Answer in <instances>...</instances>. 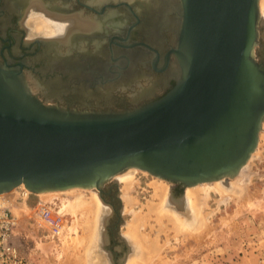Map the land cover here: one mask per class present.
<instances>
[{
  "label": "water",
  "instance_id": "95a60500",
  "mask_svg": "<svg viewBox=\"0 0 264 264\" xmlns=\"http://www.w3.org/2000/svg\"><path fill=\"white\" fill-rule=\"evenodd\" d=\"M172 1L173 85L143 105L69 109L0 64V194L23 185L99 195L128 169L183 189L239 174L264 121L259 0Z\"/></svg>",
  "mask_w": 264,
  "mask_h": 264
},
{
  "label": "flooded vegetation",
  "instance_id": "af4514ba",
  "mask_svg": "<svg viewBox=\"0 0 264 264\" xmlns=\"http://www.w3.org/2000/svg\"><path fill=\"white\" fill-rule=\"evenodd\" d=\"M47 3L51 8L43 6L42 11L29 13L27 1L0 0V64L20 70L33 92L69 109L101 112L143 105L169 91L173 81L167 74L174 60L170 51L175 41L163 17L152 18L146 9L137 8L136 0ZM40 12L57 18L92 20L95 29L83 34L65 20L69 28L66 33L57 35L51 26L50 34L42 36L36 34L35 22L49 23ZM260 44L257 55L264 63V38ZM178 189L182 188L175 186ZM99 195L112 214L109 222L102 220L107 225L98 235L99 245L107 240L102 245L113 256L111 264H122V253L116 249L120 240L124 242L117 234L116 183L105 184Z\"/></svg>",
  "mask_w": 264,
  "mask_h": 264
},
{
  "label": "rangeland",
  "instance_id": "374dc122",
  "mask_svg": "<svg viewBox=\"0 0 264 264\" xmlns=\"http://www.w3.org/2000/svg\"><path fill=\"white\" fill-rule=\"evenodd\" d=\"M39 3L41 2L39 1ZM30 87L34 88L33 85H30ZM263 123L259 132L258 144L254 151L257 155L253 152L254 157L250 160L251 162H249L246 172H243L241 179L244 188L238 189V193L243 194L242 199H229L226 200V203L221 204L220 196L211 193L206 202L207 206L202 208V220L200 219V213L194 214L192 212L190 214L189 211L180 213L182 214L180 218L188 224H195L194 222H196L202 228L206 221L208 228L203 233L206 235L205 237L194 239L193 237L184 236L182 233H177V238H175L174 232L171 230L158 233V225L152 219L140 228L141 232L148 233L147 235L151 238L158 235V242L162 246L160 254L163 260L155 264H256L258 257L264 252V139L260 138L261 135H264ZM136 172L134 177L138 184L134 185L131 195L137 200L133 209L139 211L142 206L151 201L152 189L148 185L156 177L144 171ZM233 185L229 192L235 189ZM169 187L171 195L174 199L176 198L175 200L184 196L185 189L175 190V186L171 184ZM122 188L121 183H116L117 196L119 197L117 234L125 238L123 235L127 232L126 226L131 221L132 215L125 211L127 207L122 199ZM88 193L86 192L85 195L89 196ZM73 200L74 197L72 196L60 195L44 201H54L60 207L63 206L61 213L66 220L67 227L59 239L46 238L45 232L36 230L27 223V220L21 222L19 227L20 241L25 244L26 252L33 262L37 264H61L64 246L70 242L69 238L74 236L71 230L73 226L72 216L67 212L68 208L66 207L68 201L72 202ZM152 201L157 202L156 199H152ZM104 206L106 208H102L103 219L105 217L109 222L112 217L111 207L106 203H104ZM103 223L104 228H102L100 222L97 224L96 243L87 259L88 264H111L113 259L111 252L105 248L103 249V245L107 244V240L104 239L105 242L102 240L101 246L99 245L101 241H98L97 234H100L101 229L104 232L107 225V223ZM168 226L170 228L171 225ZM77 228L79 234H81V229ZM116 249L120 251V254L122 253L119 260L135 257L139 252V248L126 238L124 242L120 240Z\"/></svg>",
  "mask_w": 264,
  "mask_h": 264
},
{
  "label": "bare ground",
  "instance_id": "6f19581e",
  "mask_svg": "<svg viewBox=\"0 0 264 264\" xmlns=\"http://www.w3.org/2000/svg\"><path fill=\"white\" fill-rule=\"evenodd\" d=\"M24 1L25 0H23V3ZM39 1L41 3H39ZM39 1L35 0L33 3L30 2L29 4H27L29 13L33 10H43V6L47 9L51 8L47 3L48 0ZM126 1L132 2V0ZM136 3L138 5L137 8L146 9V14L152 16V18L153 16L163 17V19L167 22L166 27H168L169 29L172 28V14H174L173 11L175 9L172 0H136ZM258 4L260 14L262 15V17H264V0H259ZM40 15L45 18V21L47 23H49V25L46 24L45 26L44 22H35L34 30L36 34L40 33L42 34V36H47L48 34H50L51 31L50 29H48V27L51 26V30L53 29L57 35L66 33L69 28L66 25L67 23L65 24V20L71 23L70 26H73L72 28L75 31L81 32L83 34L84 32H90L91 30L95 29L92 20L91 22H85L77 20L76 17L57 18L51 17L50 15L44 14L42 12H40ZM260 138L264 139V135H261ZM254 153L251 155L246 165L242 167L239 174L235 178L230 179L227 183H223L222 181H214L204 182L191 187H187L185 189V193L183 192L184 196H181V198L178 200H175L176 198L174 199L171 195V190L169 187L170 184H167L164 180L154 178L148 186L152 189V199H156L157 202H154L151 199V201H149L145 206H142L139 211H135L133 209V206L136 204L137 200L131 195V190L133 189L134 185L138 184L134 175L135 173H137L136 171L139 170L128 169L122 172L120 175L116 176V183L119 182L123 185L121 192L123 194L122 199L127 207L125 211H128L127 213H130L129 215H132L131 221L126 226L127 232L124 233L123 236L126 239H129L133 245L139 248V252L137 253V255L132 258L124 259L123 264H155L156 262H161L163 260L160 254L162 246L158 242V235H156L154 238H151L149 235H147L148 233L145 234L140 231V228L144 227L151 219L158 225V233H165L166 231L171 230L174 232L175 238H177V233H182L184 236L193 237L194 239L205 237L206 235H204L203 233L208 228L206 221L203 224L204 227L202 226L201 228V225L198 226V223L196 222H194L195 224H188V222L182 220L180 218L182 214L180 213L188 211L190 214H192V212L194 214L200 213V219L202 220V208L207 206L206 202L209 199L211 193H216L220 196L221 204L226 203V200L229 199L241 200L243 194L238 193V189H242V187L244 188V183L241 182V179L244 174L243 172L247 170L246 168H248V164L249 162H251L250 160L254 157ZM255 155L257 154L255 153ZM232 185L235 189H233L232 192H229V189L232 188ZM18 187L25 189L23 185H19ZM18 187L7 192V194L12 192L16 193ZM86 192H89V196L85 195ZM60 195H69L74 197V200L72 202L68 201L66 205V207L68 208L67 212L72 216L73 226L71 227V230L73 231L74 236L70 237V242H68L64 246L63 259L60 261V263L71 264L73 262L74 264H88L87 259L90 255L92 247H94L96 243L95 241L97 224L99 222L101 223L103 220L102 208L105 209L106 207L101 201L100 195H98L97 191L92 189L71 188L63 191L39 193L37 197L39 198V200L44 202L45 200H49L57 196L59 197ZM169 224L171 225L170 228L168 226ZM77 227L81 229V234H79ZM151 228H153V226H151ZM125 238H123V240Z\"/></svg>",
  "mask_w": 264,
  "mask_h": 264
},
{
  "label": "built area",
  "instance_id": "2783aa9c",
  "mask_svg": "<svg viewBox=\"0 0 264 264\" xmlns=\"http://www.w3.org/2000/svg\"><path fill=\"white\" fill-rule=\"evenodd\" d=\"M60 207L54 201L41 203L36 194L23 188L0 195V264H37L20 241L19 227L26 221L46 238L59 239L67 227ZM256 264H264V252Z\"/></svg>",
  "mask_w": 264,
  "mask_h": 264
}]
</instances>
